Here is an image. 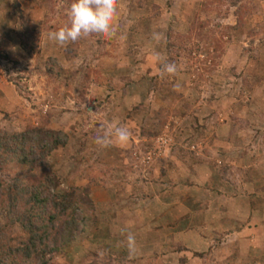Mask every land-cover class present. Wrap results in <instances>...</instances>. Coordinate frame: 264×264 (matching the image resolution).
I'll return each mask as SVG.
<instances>
[{"label": "rangeland", "instance_id": "rangeland-1", "mask_svg": "<svg viewBox=\"0 0 264 264\" xmlns=\"http://www.w3.org/2000/svg\"><path fill=\"white\" fill-rule=\"evenodd\" d=\"M71 2L0 0V139L42 125L68 135L44 156L23 136L25 164L1 152L0 185L50 174L59 193L78 189L92 204L77 201L89 219L54 262L264 264V219L237 226L244 215L228 208L242 191L264 207V0H118L114 37L60 45L48 34ZM157 53L175 75L158 74ZM114 122L129 141L100 147L96 136ZM201 165L219 183L195 201L188 186ZM12 211L0 195L3 240L15 247L27 233ZM193 214L206 223L182 232Z\"/></svg>", "mask_w": 264, "mask_h": 264}, {"label": "trees", "instance_id": "trees-1", "mask_svg": "<svg viewBox=\"0 0 264 264\" xmlns=\"http://www.w3.org/2000/svg\"><path fill=\"white\" fill-rule=\"evenodd\" d=\"M23 136L42 149L41 156L64 145L68 137L62 130L48 129L45 125L37 126L21 134L9 135L7 141L0 139V153L8 150L18 153L20 146L15 143H19ZM17 155L20 162L27 163L25 158H21L23 153ZM56 181L55 176L45 174L37 183L24 184L13 181L5 186L0 185V188L4 186L0 195L5 197L11 211L14 210L10 216L12 222L20 219L15 218L17 210L27 207L26 216L20 219L27 233L21 243L14 247L8 240L4 241V230L0 227V264H29L31 260L34 261L33 264H58L53 260L54 255L64 256L66 246L82 234L89 215H86L85 221L82 220L76 214L75 207L77 201L85 203L87 199V204L92 207L90 195L88 193L85 200L80 198L78 189L59 193Z\"/></svg>", "mask_w": 264, "mask_h": 264}, {"label": "clouds", "instance_id": "clouds-1", "mask_svg": "<svg viewBox=\"0 0 264 264\" xmlns=\"http://www.w3.org/2000/svg\"><path fill=\"white\" fill-rule=\"evenodd\" d=\"M118 0H72L67 11L68 20L56 31L48 34V38L60 45H66L69 42H76L80 39H87L93 35L101 36L105 39H111L116 35L117 27L115 24L117 18ZM152 39L159 43L164 39L162 33L154 32ZM156 60L161 65L158 74L175 75L178 71L175 63L167 62V58L161 54H156ZM80 61H76L79 66ZM131 137V132L126 126L118 123L108 124L102 134H98L95 143L102 148L119 144L126 145ZM127 244L130 255L134 254L135 238L129 233Z\"/></svg>", "mask_w": 264, "mask_h": 264}, {"label": "crops", "instance_id": "crops-1", "mask_svg": "<svg viewBox=\"0 0 264 264\" xmlns=\"http://www.w3.org/2000/svg\"><path fill=\"white\" fill-rule=\"evenodd\" d=\"M201 166H198L196 168H199V171H200ZM207 171H208L207 168H204V166H202V170L200 171V173H204V174H200V176H193L192 181L195 183V185L188 186V187H193V189H194L195 201H198L199 197H197V196H199L200 192L203 195V194H205V192H207L208 189H210V187L216 188L215 184L219 183L218 181H215V179H212V177H208L207 175H205L207 173ZM225 184H224V181H222L220 186H218L220 191L227 189V185H225ZM201 185L204 187H201ZM242 193L243 194H240L237 197H234V201H231L230 204L228 205V208H230V209L234 208L233 210H236V212H242L244 215L242 218V216H240V214L239 215L236 214L237 216H234V225L250 226V227L254 226V228H255L256 226H258V224L256 223L257 219L253 217V214L258 216V217H262V218H260L261 220L264 219V207L260 208L261 206H259L258 203L253 205V203L246 198L247 196H244L245 191L244 192L242 191ZM244 198H245V200H244ZM235 202H237V203H235ZM184 204H186V203H184ZM189 205L194 207L193 204H189ZM194 219H196L197 222H195ZM205 223H206L205 218L199 217L198 215L194 216V214H193V216H189L188 218L187 217L181 218V220L177 224V227H181V230L183 232V231L191 228L193 225L202 226V224H205ZM262 239H263L262 242H264V237H262Z\"/></svg>", "mask_w": 264, "mask_h": 264}]
</instances>
